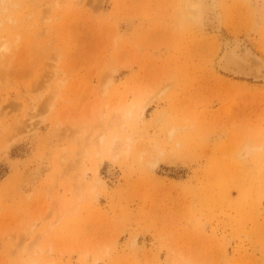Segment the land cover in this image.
<instances>
[{
    "label": "rangeland",
    "instance_id": "rangeland-1",
    "mask_svg": "<svg viewBox=\"0 0 264 264\" xmlns=\"http://www.w3.org/2000/svg\"><path fill=\"white\" fill-rule=\"evenodd\" d=\"M49 4L29 0L32 31L0 65V264H12L27 219H58L67 180L84 163L75 130L97 103L110 61L121 69L115 97L166 83L172 91L163 107L194 116L198 127L155 172L100 165L103 195L60 220L61 264H76L74 253L106 241L118 245L110 264H169L171 250L194 264H264V161L232 159L242 136L264 126V79L233 76L221 59L232 49L264 61V35L248 34L239 0H221L220 22L207 31L181 35L169 28V0H65L50 28L44 21L57 11ZM115 32L127 42L113 50ZM60 60L70 83L50 111L51 95H37ZM29 192L36 194L31 200ZM193 212L203 229L190 225ZM133 235L136 247L129 248Z\"/></svg>",
    "mask_w": 264,
    "mask_h": 264
},
{
    "label": "clouds",
    "instance_id": "clouds-1",
    "mask_svg": "<svg viewBox=\"0 0 264 264\" xmlns=\"http://www.w3.org/2000/svg\"><path fill=\"white\" fill-rule=\"evenodd\" d=\"M76 4V0H73ZM250 36L264 35V0H239ZM50 8L57 15L48 16L44 23L50 28L58 22L65 0H50ZM221 0H169L168 25L176 34L207 31L213 22H220ZM29 0H0V65L11 62L25 44L32 31ZM125 34L115 32L109 38L110 49L116 50L126 43ZM129 67H131L129 65ZM120 67L110 61L102 74H106L97 87V103L75 130L74 143L82 149L84 163L67 180L70 186L65 194L58 219L43 216L27 219L21 228L23 242L13 252L12 264H61L55 244L60 220L79 212L85 205L98 200L105 187L99 178V166L107 162L113 169L129 173H152L164 157L176 156L183 150L186 135L195 131L198 120L192 115L177 116L163 107L172 89L166 83L130 89L124 95L114 96ZM70 83L62 60L54 68V77L39 99L51 95L49 109L54 110L63 99ZM154 111L149 116L148 110ZM240 165L264 161V126L245 133L232 153ZM35 193L25 194L28 200ZM190 225L203 229L200 214H190ZM137 237L130 236L129 248H135ZM118 251L115 241H106L85 248L76 256V264H110ZM169 264H194L190 256L171 250Z\"/></svg>",
    "mask_w": 264,
    "mask_h": 264
},
{
    "label": "bare ground",
    "instance_id": "bare-ground-1",
    "mask_svg": "<svg viewBox=\"0 0 264 264\" xmlns=\"http://www.w3.org/2000/svg\"><path fill=\"white\" fill-rule=\"evenodd\" d=\"M232 50V49H231ZM225 51L223 58V65L226 68H234L231 74L236 77H243L253 81H260L264 79V61L258 55L252 52L245 51L241 55L235 54L232 51ZM222 68V67H220Z\"/></svg>",
    "mask_w": 264,
    "mask_h": 264
}]
</instances>
